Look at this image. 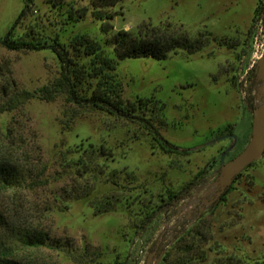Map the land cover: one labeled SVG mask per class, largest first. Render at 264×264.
Wrapping results in <instances>:
<instances>
[{
  "label": "rangeland",
  "instance_id": "rangeland-1",
  "mask_svg": "<svg viewBox=\"0 0 264 264\" xmlns=\"http://www.w3.org/2000/svg\"><path fill=\"white\" fill-rule=\"evenodd\" d=\"M262 3L124 0L110 9L113 30L103 34L91 0H34L16 26L24 0H0V39L13 27L17 37L32 34L65 45L86 35L113 59L108 41L121 31L209 40L195 54L177 50L163 61L126 59L117 69L123 98L151 100L147 117L174 146L190 150L187 156L165 154L139 124L78 108L65 96L53 102L35 98L0 114V161L19 163L40 178L0 194L8 222L0 226V250H11L23 264H144L186 225L194 234L181 242L204 247L207 260L201 264H264V157L234 181L225 202L210 206L198 222L191 215L194 197L201 201L204 190H215L222 162L241 154L252 137L259 84L251 57L256 37L264 43V13L255 14ZM80 9H88L83 19L75 14ZM59 74V60L50 50L9 51L0 45L1 95L4 88L12 94L35 92ZM228 126L236 141L224 136ZM90 144L110 149L114 161L98 159L85 170L78 161ZM85 186L92 191L89 198L68 200V191ZM171 195L178 197L170 202ZM109 197L116 206L98 214L96 208L104 209ZM156 210L155 220L143 229L146 215ZM27 229L46 231L70 246L11 244L13 232ZM96 252L100 256L93 257Z\"/></svg>",
  "mask_w": 264,
  "mask_h": 264
},
{
  "label": "trees",
  "instance_id": "trees-1",
  "mask_svg": "<svg viewBox=\"0 0 264 264\" xmlns=\"http://www.w3.org/2000/svg\"><path fill=\"white\" fill-rule=\"evenodd\" d=\"M124 0H91L92 16L101 23V32L108 34L113 30L111 21L114 15L110 9L117 6ZM25 7L22 10L18 21L33 5L34 0H24ZM264 13V3L260 4L255 14ZM76 17L83 19L88 14V9H80L75 12ZM109 44L114 48L115 58H109L102 52L99 43L93 41L86 35L76 36L69 45L61 43L58 39H48L29 34L25 37H17L14 27L0 39V45L9 51H42L50 50L58 58L60 63V74L50 84L45 85L35 92L18 91L12 94L6 88L3 94H0V114L17 109L32 99L38 98L46 102H53L60 96H65L69 104L78 108H90L101 111L119 119L139 124L149 137L158 145L165 154H180L187 156L190 150H180L169 142L160 132L154 121L147 117L148 105L151 100H139L138 102H129L123 98V84L117 76V69L120 62L126 59L153 58L158 61L168 59L169 55L177 50H184L189 54H195L208 46L207 37H199L191 40L186 36H165L158 32H153L151 36H134L129 32L121 31L112 37ZM256 80V76H254ZM254 108V102L252 103ZM74 120V117L71 118ZM232 136V126L226 127L223 134ZM88 154V155H86ZM86 157H80L78 164H84L85 170H88L89 164H96L98 159L114 161L113 152L100 146L90 144L85 150ZM253 165V164H252ZM250 165L248 168L252 167ZM82 166V165H81ZM98 168V165H96ZM32 171H25L19 163L11 161H0V194L25 188L39 182V176H34ZM203 174L200 173V176ZM242 176L238 175L236 181ZM31 180V181H30ZM234 182L233 184H235ZM193 184V183H192ZM34 187V186H32ZM82 190V191H80ZM233 191L231 186L223 195L220 203L225 202L226 197ZM68 200L89 198L92 194L89 186L82 189L74 187L68 191ZM178 195H171L170 202H173ZM104 202V209L96 208L99 214L102 211H109L116 204L111 197ZM117 201L116 203H119ZM159 210V209H158ZM158 210L146 215L143 223V229L149 226L158 215ZM0 226H8L4 215L0 211ZM194 231L188 229L181 233L165 249L164 258L161 264H201L207 260L204 247L196 244L188 245L184 237H190ZM199 234V233H198ZM11 244H22L25 247L40 248L52 247L56 249L68 248V243L61 240H54L50 234L43 230L27 229L21 232H13L10 236ZM193 242V241H192ZM181 254V256H180ZM89 255V254H88ZM100 256V253H93V257ZM86 259V257H84ZM0 264H23L13 258L9 249L0 250Z\"/></svg>",
  "mask_w": 264,
  "mask_h": 264
},
{
  "label": "water",
  "instance_id": "water-1",
  "mask_svg": "<svg viewBox=\"0 0 264 264\" xmlns=\"http://www.w3.org/2000/svg\"><path fill=\"white\" fill-rule=\"evenodd\" d=\"M256 82L259 84L254 97L252 137L245 150L227 163L222 162L221 173L213 184L215 189L212 199L207 206L217 205L234 181L250 165L259 162L264 157V55L257 63ZM236 141V137L233 136ZM165 254L151 252L144 264H160Z\"/></svg>",
  "mask_w": 264,
  "mask_h": 264
},
{
  "label": "flooded vegetation",
  "instance_id": "flooded-vegetation-1",
  "mask_svg": "<svg viewBox=\"0 0 264 264\" xmlns=\"http://www.w3.org/2000/svg\"><path fill=\"white\" fill-rule=\"evenodd\" d=\"M225 137H231L230 135H224ZM232 137H233V135H232ZM214 191L215 190H213V189H211V188H209V189H206V190H204L203 192H202V196H204L205 198L204 199H201V201H200V197L199 196H195L194 197V199L192 200V202H191V205L192 206H195V210L194 211H192L191 212V215L193 214H196V219H195V221H200L201 220V218H202V215L204 214V213H206V212H208L209 211V207L207 206V203L212 199V197H213V195H214ZM220 203V202H219ZM218 203V204H219ZM197 204H199V205H201L200 207H196L197 206ZM217 204V205H218ZM191 215L189 216V217H191ZM194 221V222H195ZM191 225H193V223L191 224ZM190 225V226H191ZM186 228V225L185 226H183V228H182V230L181 231H179V232H176L175 234H174V236L175 237H177V236H179V233L181 234V233H183V232H185L187 229H185ZM175 237H174V239H175ZM173 239V240H174ZM172 242V241H171Z\"/></svg>",
  "mask_w": 264,
  "mask_h": 264
},
{
  "label": "built area",
  "instance_id": "built-area-1",
  "mask_svg": "<svg viewBox=\"0 0 264 264\" xmlns=\"http://www.w3.org/2000/svg\"><path fill=\"white\" fill-rule=\"evenodd\" d=\"M263 55H264V43L259 42V36H257L253 44V53L251 57L252 66L258 63V61L261 59Z\"/></svg>",
  "mask_w": 264,
  "mask_h": 264
}]
</instances>
